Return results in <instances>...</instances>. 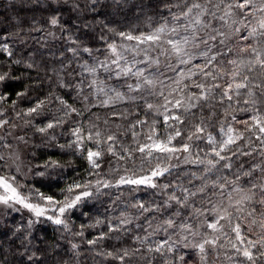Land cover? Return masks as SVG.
I'll return each mask as SVG.
<instances>
[{
	"label": "snow or ice",
	"instance_id": "obj_1",
	"mask_svg": "<svg viewBox=\"0 0 264 264\" xmlns=\"http://www.w3.org/2000/svg\"><path fill=\"white\" fill-rule=\"evenodd\" d=\"M9 7L13 15L0 19V54L5 57L0 61V105H10L49 146L86 159L88 176L68 183L59 197L39 189L21 191L23 184L8 162L20 160V144L29 141L9 130L19 125L0 106V161L9 169L0 175V205L22 206L35 217L18 237L19 246H0V264H49L48 250L28 239L42 217L73 238L103 225L106 230L87 240L88 250L117 264H134L137 257L147 264H189L186 257H195V264H222L220 250L225 248L228 264H264V0H19V6L10 0ZM126 12L142 18L147 30L121 28L108 19ZM82 30H87L83 36ZM34 31L44 33L36 41L41 48L57 33L68 44L58 50L60 68H51L52 76L44 54L28 46ZM66 53L82 60L77 61L80 78H65L75 76V69L68 71L73 60ZM107 79L123 83L117 87ZM32 93L37 95L28 106L16 111ZM50 108L54 114L49 115ZM93 108L108 110L102 123ZM57 129L69 136L66 143H59ZM122 136H130V142ZM105 155L115 160L107 173L102 169ZM242 157L254 162L245 167ZM72 163L49 159L36 175ZM181 163L193 167L175 182H161ZM123 186L158 190L163 199L135 201L136 216L126 210L116 217L98 215L73 230L75 209ZM139 216L147 227L129 237L130 245L100 246L106 239L119 240ZM8 231L18 236L21 227ZM69 244L64 254L59 245L52 247V264H78L81 242Z\"/></svg>",
	"mask_w": 264,
	"mask_h": 264
},
{
	"label": "trees",
	"instance_id": "obj_2",
	"mask_svg": "<svg viewBox=\"0 0 264 264\" xmlns=\"http://www.w3.org/2000/svg\"><path fill=\"white\" fill-rule=\"evenodd\" d=\"M17 6H19V0H15ZM105 2H110V0H105ZM131 3H136L137 0H130ZM10 0H0V19H4L5 17H11L13 15L12 9L9 7ZM147 3V0H145ZM37 18L39 19V14H37ZM89 21H92L93 17L91 14L87 16ZM109 20L113 21L115 24L119 25L121 28H136L139 30H147V26L144 23L143 19L137 20L135 15L132 12H126L123 14H116V15H109ZM154 19L159 20V17H155ZM71 23V21H69ZM39 26V25H38ZM87 30H82L81 35L83 36L84 32ZM44 36L42 32H32L31 39L28 40V46L39 48L40 51L44 54L43 61L47 63L49 76H52L53 73L51 72V68L55 67L57 69L60 68V56L58 54L59 49H66L68 44L66 40L61 39L59 33H57V38L53 40L52 38H47L46 46L41 48L40 44L36 43L37 40H41ZM92 44L96 47L101 48V52L104 51L103 46L98 44L95 40L92 41ZM18 47H23L19 46ZM55 54V55H53ZM68 58L73 60L72 66L68 71L75 69V76H66V79H74L80 78L79 77V67L77 61L82 62L80 58H72L71 53H66ZM83 59H87L89 63H92V59H90L87 54H82ZM103 59V56H100ZM5 57L0 54V61H3ZM39 59V58H38ZM67 63V61H65ZM21 70H23L21 68ZM33 76L36 75L35 70H32L31 73ZM45 75V71L42 67L40 70V76L43 77ZM107 73L100 71L101 79L107 78ZM107 83L109 85H115L119 87V83L114 79H107ZM87 84V80L85 81ZM44 91H47V85H45ZM85 92H87V87H85ZM44 93L41 92L39 95H43ZM37 93H32L30 97L24 101H21L17 105L16 111H19L21 108L27 107L29 102L35 98ZM15 98V97H13ZM78 99V98H77ZM7 109L6 116L12 120L14 123L19 125V127L15 128L14 130L17 131L20 135H25V138L29 141L27 144V161L28 165L31 169L30 171V179L27 181L22 182L23 186L21 191L27 193L30 189H39L41 192L45 194L56 195L57 197L60 196V190L64 188L68 183H71L73 180L80 179L81 177H87V161L81 157L74 156L70 150L64 149L61 150L59 147H52L48 145L47 138H43L41 134L36 133L32 127H25L23 120H20L16 117L15 111H13L8 104L0 105ZM107 109L103 108H93L92 112H96L101 116V123L104 118L105 112ZM55 109H49V115L54 114ZM86 116L91 115V113H86ZM238 117L243 118V113H237ZM86 123V121H85ZM67 127V125H65ZM160 129L161 136L164 135L165 129L163 124L158 125ZM57 135L59 139V143H66L69 136L65 133L64 135L60 134V129H57ZM122 139L125 143L130 142V136L125 138L122 136ZM178 140L180 138H177ZM203 147V142L197 141L195 142ZM3 151V150H1ZM49 159L52 160H60L62 163H66L69 160L73 161V163L66 167V168H57V169H48L45 176L36 175L38 171H45L44 164ZM242 160L245 161V167L248 166L249 163L254 162L251 158L242 157ZM175 163V161L173 162ZM239 163V161H237ZM109 164L115 166V160L109 156L105 155L104 163L102 165V169L105 173L108 171ZM139 166V161H137L136 167ZM129 167H133L131 163H129ZM192 165H185L180 164L178 168L173 169L172 175L167 177L166 180L161 182H168V180H172L175 182L176 177L180 176L183 177L184 173L187 169L192 168ZM7 169L5 161H0V173L3 174ZM122 170V169H121ZM235 170V165L234 169ZM91 178V177H88ZM107 194L104 196L99 197L98 199L92 200L89 199L86 203L80 207L75 209L71 213V221L73 223V230L78 231L80 228L81 223L88 224L92 219L96 216H101L103 218L105 215L110 217H116L119 215L121 211L126 210L130 215L136 216V209L131 207V205L135 201H143L145 203H152L153 201H160L163 197L160 195L158 190H153L147 187H141L137 191H130L129 186H123L120 189L112 188L110 190H106ZM119 197V199H117ZM33 201L36 200V197H32ZM115 202V203H113ZM115 208V211H113ZM82 212L88 213L87 216L82 215ZM147 215V214H145ZM29 219H33L30 213L25 210L22 211H12L10 210L5 219L0 221V246L7 248L9 245L16 247L19 246L21 240L18 238L19 236H23L25 230L27 229V221ZM140 225L138 228L137 225ZM14 226L21 227V233L18 236H13L9 229L13 228ZM129 231L127 233H121L120 239L117 240L116 238L106 239L101 242L102 247L111 248L113 246H121V245H130L132 242L129 239L131 235L134 233L143 234L141 229L146 228L147 224L145 222L144 216H139L138 219H133L132 223L127 226ZM101 230H106L103 225L97 226L94 228H87L85 230V235L83 237H75L73 238L71 235L67 233H63L59 226L54 225L52 222L47 221L46 219H40L39 222L35 223L31 229V236L28 239L32 240V244L35 247H39L41 249H47L49 252V264H52L51 256L53 255L52 247L55 245H59V251L61 254H64V249L70 248L69 241L75 239L77 242H81V255L79 257L78 264H117V262L112 261L110 258L105 259L95 255V252L89 251V247L87 245V240L98 235ZM163 235L162 233L160 234ZM191 251V250H188ZM221 256L220 261L222 264H228L226 258L224 257L223 253L228 251L227 248L221 249ZM65 259H68V256L65 255ZM189 260V264H195L196 258L195 257H186ZM147 264V260L143 258H134V264ZM70 264H77L75 261H71Z\"/></svg>",
	"mask_w": 264,
	"mask_h": 264
},
{
	"label": "rangeland",
	"instance_id": "obj_3",
	"mask_svg": "<svg viewBox=\"0 0 264 264\" xmlns=\"http://www.w3.org/2000/svg\"><path fill=\"white\" fill-rule=\"evenodd\" d=\"M153 55H155V53H153ZM161 59H163V57H161ZM9 130L12 131L16 135H20L14 129H9ZM3 134H4V130H0V135H3ZM8 140L10 142H12L14 145L16 143H18L17 141L13 140L12 137H8ZM8 163L11 164V174H16L17 178L20 181L24 182V181H27L28 179H30V171H29L30 167H29L28 161H27V145L20 144V160L16 161L15 163H12L11 161H9ZM17 164H19V166H20V169H21L20 173H16ZM8 171H9V169L7 167L6 171L3 172V174L0 173V175H4ZM10 210L18 211V212L22 211V210H25L28 213H30L31 217H33L34 220H35V217L33 216V214L28 209H25L22 206L17 205L16 209H9V208H6L3 205H0V221L2 219H5L7 213ZM41 219H45V218L42 217Z\"/></svg>",
	"mask_w": 264,
	"mask_h": 264
}]
</instances>
